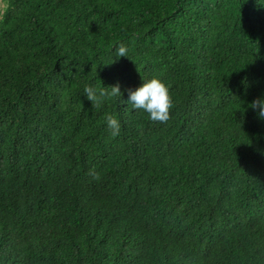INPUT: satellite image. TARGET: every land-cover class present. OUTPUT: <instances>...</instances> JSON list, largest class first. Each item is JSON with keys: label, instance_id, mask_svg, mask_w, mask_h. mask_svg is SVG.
I'll list each match as a JSON object with an SVG mask.
<instances>
[{"label": "trees", "instance_id": "16d2710c", "mask_svg": "<svg viewBox=\"0 0 264 264\" xmlns=\"http://www.w3.org/2000/svg\"><path fill=\"white\" fill-rule=\"evenodd\" d=\"M3 5L0 264H264V0ZM153 77L164 123L126 102Z\"/></svg>", "mask_w": 264, "mask_h": 264}, {"label": "clouds", "instance_id": "9594fccd", "mask_svg": "<svg viewBox=\"0 0 264 264\" xmlns=\"http://www.w3.org/2000/svg\"><path fill=\"white\" fill-rule=\"evenodd\" d=\"M116 55L117 59L127 57V48L123 45L118 46ZM84 93L86 98L95 106H100L108 98L122 96L119 83L99 89L93 86H86ZM128 96L129 98L126 102L133 109L147 113L152 121L164 123L169 120L173 100L169 86L162 79L153 77L143 80V83L138 88L128 90ZM250 107L256 111L258 119L264 120V97L254 100ZM106 126L112 137L120 135L121 123L116 117L108 115L106 117Z\"/></svg>", "mask_w": 264, "mask_h": 264}, {"label": "rangeland", "instance_id": "374dc122", "mask_svg": "<svg viewBox=\"0 0 264 264\" xmlns=\"http://www.w3.org/2000/svg\"><path fill=\"white\" fill-rule=\"evenodd\" d=\"M4 0H0V6L3 7L4 5Z\"/></svg>", "mask_w": 264, "mask_h": 264}]
</instances>
